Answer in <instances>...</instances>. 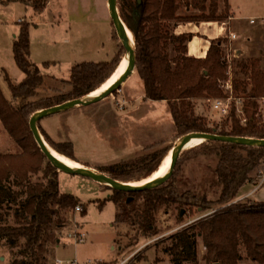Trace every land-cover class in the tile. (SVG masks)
Returning a JSON list of instances; mask_svg holds the SVG:
<instances>
[{
  "label": "trees",
  "instance_id": "trees-1",
  "mask_svg": "<svg viewBox=\"0 0 264 264\" xmlns=\"http://www.w3.org/2000/svg\"><path fill=\"white\" fill-rule=\"evenodd\" d=\"M48 1L32 0L31 3L41 11ZM187 1H192V5L199 7L203 13L195 17H181L178 13L182 6L180 0H141L140 4L138 0H117L120 16L135 41L137 69L144 81L147 99L165 100L170 104L178 137L199 131L264 139V119L259 113L258 102L264 98V67H259V60L240 63L246 79L234 80L235 98L243 103L244 117L237 114L234 105L229 117L232 123L227 129L228 124L210 126L202 116L196 115L194 102L197 100L228 97L221 87V82L228 78V65L222 48L226 39L212 41L206 57H193L188 54L192 34L178 35L171 29L170 23L226 20L230 17L231 4L229 0H224L227 12L219 14V0ZM207 1L210 4L208 15L205 13ZM20 25L13 55L25 78L14 83L3 68L12 92V102L0 86V119L20 146L17 153L0 151V246L9 249L12 257L9 264H48V255L52 250L50 244L60 241L57 232L70 224L68 212L77 208L79 199L60 190V173L35 141L30 120L40 110L96 91L113 76L123 60L119 61L117 53L110 61H82L73 66L71 76L66 80L70 85L69 92L48 100H32L38 95L37 89L44 84L45 78L30 58L31 23L24 20ZM123 50L126 49L123 47ZM250 84L252 87H249ZM50 143L58 154L71 157L63 147L66 143L72 145L71 142ZM167 149H157L98 170L126 183L150 179L170 155L169 151L166 153ZM191 150H196V155L218 156L216 180L221 187L217 197L211 199L207 191L184 189L180 164H177L170 179L155 188L133 193L112 188L109 199L117 208L115 224L126 230L125 236L130 238L129 246L139 243L142 237L151 239L158 236L161 230L157 216L162 211L168 213L172 206H179L181 219L184 209H197L200 213L232 204L172 234L173 242L164 248V252L170 254L174 264L197 262V239L202 237L208 264H239L242 258L240 247L264 264V202L234 203L246 184H257L253 173L257 171L258 176L263 173L264 147L206 140L186 148L181 156ZM39 173L45 180L33 182L31 177ZM92 264L115 263L99 261ZM126 264L136 263L131 261Z\"/></svg>",
  "mask_w": 264,
  "mask_h": 264
},
{
  "label": "rangeland",
  "instance_id": "rangeland-1",
  "mask_svg": "<svg viewBox=\"0 0 264 264\" xmlns=\"http://www.w3.org/2000/svg\"><path fill=\"white\" fill-rule=\"evenodd\" d=\"M18 1L20 0H0V19L5 21L0 24V86L11 102L12 92L5 80L3 68L14 83L25 78L13 55L14 41L21 28L18 23L20 17L29 21L32 19L35 23H32L30 28L33 35L30 58L39 66L45 78L44 84L37 89L38 95L32 100H48L69 92L70 85L66 80L70 78L73 66L82 61H110L117 53L119 61L129 58L127 51L123 50V42L118 37L112 21L99 20L92 25L72 22V19L74 21L79 16H75L76 13L74 15L68 13L65 4H75L76 0H52L51 5L48 4L46 11L41 14L35 12L28 4ZM180 1L182 6L178 13L181 17H195L203 13L199 7L192 5V1ZM258 1L231 0L237 15L241 13L253 17L263 13L257 11L261 8ZM205 4L207 6L205 13L208 15L209 1ZM218 4L217 13H226L224 0H219ZM255 20V23L251 20L239 21L240 30L244 31L247 28L244 37H239V32L234 33L235 40L231 39L230 34L225 38L221 37L226 39L222 43V48L228 65V78L221 82V87L228 93V97L223 99V102L230 104L229 112L221 113L212 102L204 99L194 102L196 115L202 116L210 126L228 124L227 129H230L232 119L229 117L234 105L237 114L244 117L242 101L235 98L234 91L227 90L226 82L229 81L234 88L235 79H246V73L240 63L256 59L260 61L259 67H264V20ZM224 21L227 19L219 20V22ZM187 23L189 22H172L170 27L176 33L180 24ZM132 44L136 51L134 39ZM171 52L174 55V51ZM47 62L49 64L45 65ZM249 87H252L251 84ZM258 102L259 113L264 119V98ZM38 124L40 133L49 146H51L50 141L71 142L72 145L66 143L63 146L71 156L70 159L97 170L103 166L133 160L142 154L165 147L168 148L166 153L168 151L172 153L182 139L177 136V126L172 117L170 104L165 100L147 99L146 88L137 64L130 77L105 99L82 109L51 114ZM194 146L196 145L190 147ZM0 151L11 153L20 151L19 144L13 140L1 119ZM177 164H180V179L184 189L195 192L207 191L211 199L217 197L221 187L216 180L217 155H196V150H191L181 156ZM56 171L60 173V190L74 194L83 210L78 212L73 209L68 212L70 224L57 232L60 241L55 240L50 244L52 250L48 255V264H68L67 262L92 264L99 261L115 264L131 261L136 264H174L170 254L164 252V248L173 242L170 236L184 226L200 220L208 212L199 213L197 209H184L183 216L179 219V206H172L168 213L162 211L157 216L161 233L151 239L142 237L139 243L131 247L130 238L125 236L126 230L115 224L117 208L109 199L113 189L84 175L60 172L57 167ZM257 173L255 171L253 177L255 181L257 180V184H260L262 180L264 181V170L261 176ZM31 180L33 182L45 180V177L39 173L32 176ZM237 202L249 204L257 201L241 197L234 203ZM230 205L232 204L216 206V209L209 211L208 214ZM119 230L120 236H118ZM77 235L79 240L84 239L80 244ZM197 240L198 261H186L184 264H208L205 259L206 247L203 238L198 237ZM240 251L242 258L239 264H260L252 256L250 257L244 247H240ZM11 258L9 249L0 246V264H9ZM59 259L61 263L58 262Z\"/></svg>",
  "mask_w": 264,
  "mask_h": 264
},
{
  "label": "water",
  "instance_id": "water-1",
  "mask_svg": "<svg viewBox=\"0 0 264 264\" xmlns=\"http://www.w3.org/2000/svg\"><path fill=\"white\" fill-rule=\"evenodd\" d=\"M141 0H138V3L140 4ZM138 4V6H139ZM109 7L111 9V14L113 18V23H115L116 31L118 34V37L122 40L123 46L126 49L129 58H127L129 64L127 67V70L125 71L124 75L120 77L118 81L114 83L113 86L108 88V90L102 92L101 94H98V96L90 98V99H84V97L77 98V99H72V100H67L65 103H61L55 106H51L47 109H43L41 111L36 112L31 120H30V128L31 131L34 135L35 141H37L40 149L42 150L43 154L51 161L60 172L64 173H70L74 175H81V176H87L95 181L102 183L104 185H107L110 188H113L114 190H123L127 192H137V191H145L149 190L150 188H155L157 186H160L164 184L168 179L172 177L174 174V169L177 165V162L179 161V158L181 157V153L183 150L186 148L190 147V142L193 141L194 139L199 137H203L204 140H219L223 142H234L238 144H243V145H251V146H259V147H264V139L260 138H253V137H241V136H224L220 134H210V133H205V132H192V133H187L182 136V139L178 142L176 147L172 151V160L171 164L169 166L167 174L159 179V180H150V182H147L145 184H138V182H133V183H126L122 182L120 180H115L109 175L105 174L102 171H99L97 169L84 166L83 169H75L70 167L69 165H66L61 161L59 157H57L56 154L53 153V151L50 149L49 144L47 143L46 140L43 139L40 129H39V122L48 117L51 114L55 113H61L65 112L67 110H74V109H82L85 107H89L91 105H94L98 103L99 101L105 99L107 96L111 95L114 93L116 89H118L133 73V70L136 67L137 64V56L135 54V48L134 45L131 42V39L129 37V31L127 29V26L123 22L119 9L117 6V0H109ZM152 178V177H151ZM144 181V180H143ZM184 213V212H183ZM210 214V213H209ZM215 264H220L215 263Z\"/></svg>",
  "mask_w": 264,
  "mask_h": 264
},
{
  "label": "crops",
  "instance_id": "crops-1",
  "mask_svg": "<svg viewBox=\"0 0 264 264\" xmlns=\"http://www.w3.org/2000/svg\"><path fill=\"white\" fill-rule=\"evenodd\" d=\"M20 1L25 4H28L29 6L32 7V9H34L35 12H39L40 14L46 11L48 4L51 5L50 1L52 2V0H49L48 3L46 4L45 9L38 11L37 8H35V6L31 3L32 0H20ZM76 2L77 3L75 4H72V3L65 4V8L68 10V13H70L71 15H74L76 13L75 16H79L76 19H74V21L72 19L73 23H76V24L80 23L82 25L84 24L92 25V24H95L96 22H99V20L105 21V19L107 22L112 21L113 23L111 9L109 7V0H76ZM258 3L260 4L261 8L257 9V11L263 12V13L257 15L256 17H253L252 15H247V14L242 15L241 13L237 15L236 11L234 10L231 0H229V4H231V9H230V17H228L227 21H224V22L202 21L199 23L196 22L195 25L193 24V22H189L187 24H180L179 27L176 29V34L178 35L180 33L192 34L193 39L188 42V54L193 57H196V56L206 57L207 52L212 44V41L216 39H220L221 37L225 38L226 35L227 36L229 34L231 35V33L238 34V32H239V37H244V34L247 33V28H245L244 31L240 30L239 21H245V20H251V19H260V20L263 19L264 20V0L263 2L259 0ZM97 17L101 19H98ZM18 19H19L18 23H21L22 21L25 20L22 17ZM25 21H28L29 23H31V25L32 23H34L32 19L30 21L29 20H25ZM4 22L5 21L0 19V24ZM113 25H115V23H113ZM32 36L33 35L30 30V39L32 38ZM231 39L233 40V37H231ZM241 197H245L247 199L257 201V202H264V181L262 180L260 184L259 183L258 184H255V183L246 184L240 190L238 199ZM207 214L208 213H206L205 215ZM60 261L61 260L59 259L58 262ZM67 263L69 264V262Z\"/></svg>",
  "mask_w": 264,
  "mask_h": 264
},
{
  "label": "bare ground",
  "instance_id": "bare-ground-1",
  "mask_svg": "<svg viewBox=\"0 0 264 264\" xmlns=\"http://www.w3.org/2000/svg\"><path fill=\"white\" fill-rule=\"evenodd\" d=\"M129 37H130V39L132 38L131 35H130V32H129ZM131 42H133V39H131ZM128 64H129L128 60L124 59L122 61V63L120 64V66L114 71L113 76L110 79H108L102 86H100L96 91L84 96V99H90V98L96 97V96H98V94H101L102 92L108 90V88L113 86L114 83L116 81H118L120 79V77H122V75H124V73H126L125 71L127 70ZM203 140H204L203 137H199L198 136V138H196L193 141H191L189 145L190 146L198 145L199 143L203 142ZM50 149L66 165H69L70 167L75 168V169H83L84 168V165H81V164L73 161L69 157L61 156L51 146H50ZM171 160H172V154L170 153V155L166 159L165 163L161 166V168L158 170V172H156L154 174V176L152 178L146 179L144 181H140V182H138V184H145L147 182H150V180H159V179L163 178L168 172L169 166L171 164Z\"/></svg>",
  "mask_w": 264,
  "mask_h": 264
},
{
  "label": "built area",
  "instance_id": "built-area-1",
  "mask_svg": "<svg viewBox=\"0 0 264 264\" xmlns=\"http://www.w3.org/2000/svg\"><path fill=\"white\" fill-rule=\"evenodd\" d=\"M251 21H252V23H255L256 22V20L255 19H251ZM231 37H233L234 39L236 38V36H235V34L234 33H231ZM226 86H227V90L230 92H232V91H234V89H233V86H232V84L231 83H229V81H227L226 82ZM208 102H212L213 103V105H214V107L218 110V111H220L221 113H223V114H227L228 112H229V108H230V104H228V103H224L223 102V99H214V100H207ZM83 210V207L82 206H80V205H78L77 206V208H76V211H82ZM80 234V233H79ZM80 237H82L81 236V234H80ZM77 239H78V235H77ZM82 239V238H81ZM81 241H84V239H82V240H79L78 239V243H80ZM61 262V261H60Z\"/></svg>",
  "mask_w": 264,
  "mask_h": 264
}]
</instances>
